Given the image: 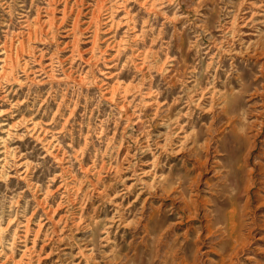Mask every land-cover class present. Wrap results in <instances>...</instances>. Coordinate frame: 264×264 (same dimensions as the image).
Listing matches in <instances>:
<instances>
[{"label": "rangeland", "instance_id": "obj_1", "mask_svg": "<svg viewBox=\"0 0 264 264\" xmlns=\"http://www.w3.org/2000/svg\"><path fill=\"white\" fill-rule=\"evenodd\" d=\"M263 106L264 0H0V264H264ZM157 157L142 207L125 187ZM178 177L190 195L228 182L237 242L205 235L204 205L173 225Z\"/></svg>", "mask_w": 264, "mask_h": 264}, {"label": "bare ground", "instance_id": "obj_2", "mask_svg": "<svg viewBox=\"0 0 264 264\" xmlns=\"http://www.w3.org/2000/svg\"><path fill=\"white\" fill-rule=\"evenodd\" d=\"M229 37V36H228ZM228 43V42H227ZM231 49V48H230ZM231 51V50H230ZM231 54V53H230ZM247 54V53H246ZM213 89V88H212ZM206 91V89L204 90ZM210 91V90H209ZM208 92V91H207ZM203 93V92H202ZM211 94V93H210ZM202 95V94H201ZM201 97V96H200ZM209 98V96H208ZM224 100V99H223ZM198 103V102H197ZM218 104V103H217ZM262 105V104H260ZM159 106V105H158ZM197 106V104L195 105ZM217 107V106H216ZM264 107V106H263ZM210 109V108H209ZM208 111V109H207ZM166 114V113H165ZM263 114V113H262ZM260 117V116H259ZM228 118V117H227ZM173 119V118H172ZM168 120V119H167ZM169 121V120H168ZM166 122V121H165ZM173 126H177L178 127V119H174L172 121ZM166 124V123H165ZM255 124V123H254ZM225 125V124H224ZM225 127V126H224ZM257 127V126H256ZM262 127V126H261ZM173 128V127H172ZM255 129V128H254ZM167 130V129H166ZM177 137L178 134L180 135V130L179 128H177ZM235 130V129H234ZM173 131V130H171ZM256 132V131H255ZM187 134V133H186ZM182 135L179 139H177V143L171 142V140L173 139H167L164 141V143L161 144H157V150H158V155H161L162 153H166L169 154L171 153L172 155H177L180 152L184 151L183 145L185 144V142L187 141V135ZM261 134V133H260ZM194 137V136H193ZM251 137V136H250ZM248 138V137H247ZM162 139V138H161ZM160 141V140H159ZM210 142V141H209ZM146 146V145H145ZM191 146V144H190ZM202 146V145H201ZM212 146V145H211ZM143 147V146H142ZM209 147V146H208ZM253 147V146H252ZM191 148V147H190ZM194 148V147H193ZM207 148V147H206ZM147 149V148H146ZM186 149V148H185ZM216 149V147H215ZM261 149V148H260ZM188 150V149H187ZM248 150V149H247ZM251 150H254L251 149ZM143 151V150H142ZM185 152V151H184ZM188 153V152H187ZM257 154V153H256ZM247 155V154H246ZM258 156V155H257ZM195 157V156H194ZM246 157V156H245ZM158 158L157 157L152 165V169L147 170V169H140V171L135 174L136 175V180L134 183H132L129 186L124 187L126 189V191H130L133 189V187L138 184L139 187V192L137 193V200L141 199L142 196L145 195V197L142 199L141 205L142 207L145 206V204H147L150 199V197H153V195L155 194V179L157 177L156 175V168L158 167ZM244 159V158H243ZM214 160V159H213ZM217 160V159H216ZM218 162V161H217ZM146 164V163H145ZM195 164L199 167H204V161H202L201 159L196 158L195 160ZM218 164V163H217ZM255 164V163H254ZM144 165V164H143ZM142 165V166H143ZM193 165V164H192ZM247 165V164H246ZM146 166V165H145ZM207 166V165H206ZM216 166V165H215ZM262 166V165H261ZM193 168V167H192ZM264 168V167H263ZM218 169V168H217ZM261 169V168H260ZM133 170V169H132ZM206 171V170H205ZM227 171V170H226ZM212 172V171H211ZM240 175H241V179H240V183L242 184V188L246 193L245 197V206H247L250 201H251V187H252V183L249 182V179L245 177V172L243 173L242 170L239 171ZM260 172V171H259ZM135 173V171L133 172ZM198 173V172H197ZM264 173V172H262ZM227 174V173H226ZM251 174L250 171H248L247 175L249 176ZM214 175V174H213ZM264 175V174H263ZM149 177L151 178V182L146 181L144 178L145 177ZM218 176V175H216ZM253 176V174H252ZM261 176V175H260ZM244 177V178H243ZM129 178V177H128ZM127 178V179H128ZM162 178V177H161ZM132 179V178H131ZM197 178H192L191 183L194 185V183L198 182L196 181ZM199 179V178H198ZM211 179V178H210ZM120 180V179H119ZM160 180V179H159ZM166 180V179H165ZM164 180V181H165ZM205 182V179H203ZM262 180V179H261ZM124 181V180H123ZM134 181V180H133ZM174 181V179H173ZM131 182V181H130ZM183 182H185L183 180V178L178 177L177 178V183L176 186H172L170 185L169 187H167V189H164V193L168 194L169 192H175L177 193V197L178 199H180L179 201V206L176 208L177 211L180 214L179 217V221L173 223V225H181V223L184 221V219L187 220H194L196 218H199V215L197 214V212L199 211L200 207H204V210H206V213L204 214L203 218H204V226L202 229H204L205 235L209 236L211 234H214L218 228V226L223 224V232H224V236H225V240H229V241H234L237 242L240 238V229L242 227V223H241V217H242V208L238 205L237 202V197L236 195H233L231 193H228L229 191V186H228V182L227 181H223L218 187H211V185L206 181V186H207V191H209V196H201L200 191L199 190H195V193H191L192 195H190V192H193V186L192 187H188L187 189L183 187ZM201 183V182H200ZM163 184V183H162ZM165 184V183H164ZM199 184V183H198ZM157 185V184H156ZM191 185V184H190ZM189 185V186H190ZM197 185V184H196ZM204 185V184H202ZM254 185V184H253ZM168 186V185H167ZM195 186V185H194ZM161 188V187H160ZM158 190V189H157ZM162 190V189H161ZM125 191V192H126ZM127 193V192H126ZM263 193H264V188H263ZM164 194V195H165ZM169 196V195H168ZM259 198V205H264V197L257 195ZM163 197V196H162ZM167 197V196H165ZM193 197V198H191ZM176 198V196H174L172 198V200L174 201V199ZM253 198V197H252ZM165 199V198H164ZM151 200V199H150ZM258 201V200H257ZM161 202V201H160ZM252 202V201H251ZM244 204V203H243ZM251 204V203H250ZM154 207V206H153ZM121 209V208H120ZM156 209V208H155ZM154 209V210H155ZM151 211L148 215V221L144 224V231L148 234V235H152L154 236L157 241H155L156 245H159L161 243V236L164 232L163 226L164 223L171 219L174 215L173 214H166V213H161L160 210L157 208L156 212ZM247 210V209H246ZM245 210V211H246ZM123 212V211H121ZM143 212V209H142ZM119 214V212H118ZM121 214V213H120ZM200 214V213H199ZM202 214V213H201ZM123 215V214H122ZM178 216V215H177ZM251 217V216H250ZM112 219V218H111ZM248 219V218H247ZM117 220V219H116ZM123 220V219H122ZM109 221V220H108ZM112 221V220H111ZM126 222V221H125ZM128 223V222H126ZM203 223V222H202ZM258 223V222H257ZM263 223V222H261ZM126 225V224H125ZM170 225V224H169ZM122 226V225H121ZM124 226V225H123ZM142 226V225H141ZM105 228V227H103ZM124 228V227H123ZM126 228V227H125ZM129 228V227H128ZM106 229V228H105ZM168 229V228H167ZM92 232V231H91ZM90 232V233H91ZM167 232V231H166ZM104 233V232H103ZM262 233V232H261ZM190 229L189 230H184V233L182 234V239L184 241L182 242V246L184 247V244L186 246H189L186 242H188L189 240L187 239L188 235H190ZM195 239L196 240H201L202 236L201 233L197 230H195ZM220 234V233H219ZM222 234V233H221ZM220 234V235H221ZM216 235V234H215ZM262 235V234H261ZM105 236V234H104ZM107 236V234H106ZM164 236V235H163ZM213 236V235H211ZM222 237V236H221ZM249 237V236H248ZM176 238V237H175ZM207 238V237H205ZM173 239V238H172ZM204 239V238H203ZM221 239V238H220ZM103 241V239H101ZM105 241V239H104ZM171 242V241H170ZM106 243V242H105ZM179 243V242H178ZM243 243V242H242ZM103 244V243H101ZM169 244V243H168ZM195 244V243H194ZM198 244V243H197ZM235 244V243H234ZM245 245V244H243ZM228 246V245H227ZM235 247V246H234ZM197 249H198V245H197ZM165 250V249H164ZM236 250V248H235ZM174 251V250H173ZM260 251V250H259ZM182 252V251H181ZM243 253V252H242ZM167 256V255H166ZM194 256V255H193ZM232 256V255H231ZM171 257V256H170ZM223 257V255H222ZM228 259V258H227ZM194 260V259H193ZM230 262V261H229ZM196 263V262H195ZM194 263V264H195ZM164 264V262H163ZM174 264V263H172ZM221 264V263H220Z\"/></svg>", "mask_w": 264, "mask_h": 264}]
</instances>
